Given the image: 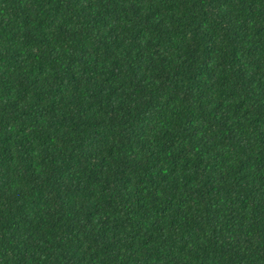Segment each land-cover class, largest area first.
<instances>
[{"label": "trees", "instance_id": "16d2710c", "mask_svg": "<svg viewBox=\"0 0 264 264\" xmlns=\"http://www.w3.org/2000/svg\"><path fill=\"white\" fill-rule=\"evenodd\" d=\"M0 264H264V0H0Z\"/></svg>", "mask_w": 264, "mask_h": 264}]
</instances>
